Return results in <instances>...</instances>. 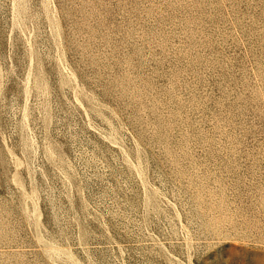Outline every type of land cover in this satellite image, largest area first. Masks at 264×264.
I'll list each match as a JSON object with an SVG mask.
<instances>
[{
  "label": "rangeland",
  "instance_id": "1",
  "mask_svg": "<svg viewBox=\"0 0 264 264\" xmlns=\"http://www.w3.org/2000/svg\"><path fill=\"white\" fill-rule=\"evenodd\" d=\"M0 264H264V0H0Z\"/></svg>",
  "mask_w": 264,
  "mask_h": 264
}]
</instances>
